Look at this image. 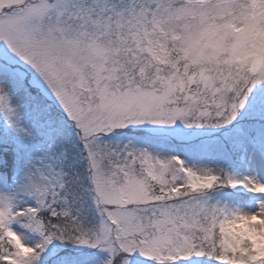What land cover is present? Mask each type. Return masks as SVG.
<instances>
[{
  "label": "snow or ice",
  "instance_id": "6c2138e0",
  "mask_svg": "<svg viewBox=\"0 0 264 264\" xmlns=\"http://www.w3.org/2000/svg\"><path fill=\"white\" fill-rule=\"evenodd\" d=\"M0 264H264V0H0Z\"/></svg>",
  "mask_w": 264,
  "mask_h": 264
}]
</instances>
